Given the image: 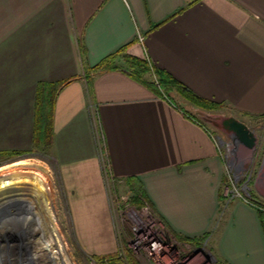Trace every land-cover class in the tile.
Returning <instances> with one entry per match:
<instances>
[{
	"label": "crops",
	"instance_id": "1",
	"mask_svg": "<svg viewBox=\"0 0 264 264\" xmlns=\"http://www.w3.org/2000/svg\"><path fill=\"white\" fill-rule=\"evenodd\" d=\"M125 55L237 117L264 115V0H0V149L32 143L39 87H53L52 150L77 223L108 227L109 177L172 235L208 236L224 264H264L258 209L238 199L221 217L216 134Z\"/></svg>",
	"mask_w": 264,
	"mask_h": 264
},
{
	"label": "rangeland",
	"instance_id": "2",
	"mask_svg": "<svg viewBox=\"0 0 264 264\" xmlns=\"http://www.w3.org/2000/svg\"><path fill=\"white\" fill-rule=\"evenodd\" d=\"M184 105L214 131L220 144L226 173L221 217L232 201H245L240 195L262 205L264 210V115L238 113L240 117H237V113L228 111L255 130L257 143L247 147L206 121V114L192 108L190 103ZM35 126L36 117L32 143L26 149H0V264H66L59 255L58 243H54L56 239H61L58 242L64 246L62 255L69 264H133L129 255L137 259L135 264H184L202 251L211 252L217 259L208 236L194 242L178 239L163 226L144 199L138 206L134 201L135 192L109 177L104 180L109 213L105 218L110 215L108 227H103L105 221L104 224L77 223L71 193L53 150L44 142L35 141ZM11 193L16 194L10 196ZM9 196L19 199L5 207L3 201ZM47 207L51 209L49 213ZM29 214L33 215L32 219L23 217ZM97 215H100L99 209ZM3 216L19 218L8 221ZM141 232L162 238L173 255L171 259L160 262L149 258L144 249L136 252L134 243L139 241ZM29 236L35 242H29ZM32 249L33 257L28 255ZM115 256L117 259L113 261Z\"/></svg>",
	"mask_w": 264,
	"mask_h": 264
},
{
	"label": "trees",
	"instance_id": "3",
	"mask_svg": "<svg viewBox=\"0 0 264 264\" xmlns=\"http://www.w3.org/2000/svg\"><path fill=\"white\" fill-rule=\"evenodd\" d=\"M118 55H112L104 60L96 69L104 68H115L113 61H115ZM126 56V55H125ZM127 65L132 69L133 74L143 79L145 75H149L152 80L150 82L145 80V82L159 95L166 96L172 100V94L178 93L179 96L190 103L192 107L198 108L204 111L212 113H227L232 111L229 106L224 103H218L214 101H208L203 99L189 90L186 86L176 80L170 73L160 69L153 65L147 59L135 58L132 56H126ZM49 88V89H48ZM54 103V93L53 87H46L45 85H40L38 97H37V113H36V129H35V141L43 143L45 145L51 146L52 148V106ZM16 153H10V155H15ZM134 201L138 203V206L142 205L143 195L139 191L135 192ZM262 206V205H261ZM257 207L260 218L264 227V210L263 207ZM261 207V208H260ZM178 239L183 241H198L199 238H189L176 235ZM113 261L117 257H112ZM129 259L133 264L137 262L135 257L129 255Z\"/></svg>",
	"mask_w": 264,
	"mask_h": 264
},
{
	"label": "built area",
	"instance_id": "4",
	"mask_svg": "<svg viewBox=\"0 0 264 264\" xmlns=\"http://www.w3.org/2000/svg\"><path fill=\"white\" fill-rule=\"evenodd\" d=\"M240 196L244 198L245 201L252 204L256 208L259 207V205H257L256 202L249 201L248 199L250 198L247 199V197H244L242 195ZM146 239H148V241ZM140 241L141 242L147 241V242L146 244H143ZM134 244L137 245L135 246L136 252L137 251L139 252L140 250L144 249L146 255H148L149 258L155 259L160 262L162 261L166 262L168 261L167 258L171 259V256H173L172 253L168 251V245L163 242L162 238L157 237L156 235L152 236L150 235V232L149 233L146 232V234L144 232H141L139 234V241ZM217 262L219 261H217V259L214 257V255H212L211 252L205 253L202 251L201 254L200 252L197 253V255L194 256V258L190 259L187 263L184 264H218Z\"/></svg>",
	"mask_w": 264,
	"mask_h": 264
},
{
	"label": "water",
	"instance_id": "5",
	"mask_svg": "<svg viewBox=\"0 0 264 264\" xmlns=\"http://www.w3.org/2000/svg\"><path fill=\"white\" fill-rule=\"evenodd\" d=\"M206 114V121H211L217 128L227 132L234 141L247 147H254L258 137L253 128L232 114L216 113L197 109Z\"/></svg>",
	"mask_w": 264,
	"mask_h": 264
},
{
	"label": "bare ground",
	"instance_id": "6",
	"mask_svg": "<svg viewBox=\"0 0 264 264\" xmlns=\"http://www.w3.org/2000/svg\"><path fill=\"white\" fill-rule=\"evenodd\" d=\"M247 151V150H246ZM245 152V151H244ZM236 156V155H235ZM232 158V157H231ZM239 158V157H238ZM16 192H18V191H16ZM7 193V192H6ZM14 194H16V193H11V194H9L10 196L11 195H14ZM7 197L4 201H3V203H6L5 204V207H7V205L8 204H10V203H12V202H14V201H16V200H18L19 199V197L18 196H12V197ZM48 200V199H47ZM47 202V201H46ZM48 208V210H47V213H49L50 211H51V209L49 208V207H47ZM23 215V214H22ZM4 217V219L5 218H8L7 220L8 221H10L12 218H14V219H17V218H19V217H10V216H3ZM23 217H26L28 220H30V219H32L33 218V215H31V214H29V215H26V216H23ZM56 228V227H55ZM56 230V229H55ZM52 237V236H51ZM28 240H29V242L30 241H32V243L33 242H35L32 238H31V236H29L28 237ZM59 240H61V239H59ZM59 240H55V242L54 243H56L58 246H59V255L61 256V258L63 259V261L64 262H66V264H69L68 262H69V260L66 258V257H63V255H62V251L64 250V246H62L61 244H62V242H61V244H60V242H58ZM62 247H63V249H62ZM58 248V247H57ZM34 254H35V252L33 251V249L32 250H30V253L28 254V255H30L31 257H33L34 256ZM58 256V255H57ZM59 256V257H60ZM53 259V258H52Z\"/></svg>",
	"mask_w": 264,
	"mask_h": 264
}]
</instances>
